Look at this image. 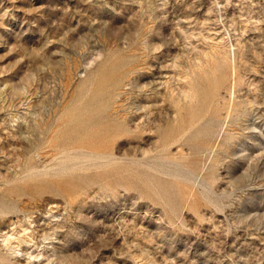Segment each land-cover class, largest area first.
I'll list each match as a JSON object with an SVG mask.
<instances>
[{"label":"rangeland","instance_id":"rangeland-1","mask_svg":"<svg viewBox=\"0 0 264 264\" xmlns=\"http://www.w3.org/2000/svg\"><path fill=\"white\" fill-rule=\"evenodd\" d=\"M0 264H264V0H0Z\"/></svg>","mask_w":264,"mask_h":264}]
</instances>
